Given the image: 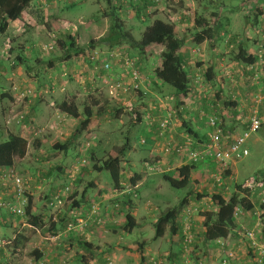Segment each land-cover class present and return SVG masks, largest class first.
Instances as JSON below:
<instances>
[{
  "label": "rangeland",
  "instance_id": "rangeland-1",
  "mask_svg": "<svg viewBox=\"0 0 264 264\" xmlns=\"http://www.w3.org/2000/svg\"><path fill=\"white\" fill-rule=\"evenodd\" d=\"M36 1L31 0V5H36ZM115 1L112 0L109 4L106 0H75L71 1L70 5L73 4L72 6L66 1L65 6L68 12L65 11V15L70 16L73 12L72 18L67 23L68 28L78 34L81 31L87 33V37H83L87 38V43L97 40L94 37L95 34L102 32H106V38L112 27L113 19L105 18V15L111 13L113 16H117L116 10L120 7V4ZM181 1L180 9L173 0H166L165 11L167 12H164V16L167 15V23L176 25L181 36H188L194 31L195 18L202 16L209 20L213 13H217L221 27L225 28V31L233 32L234 34V43L228 44L229 46L232 45V49L227 47L226 59L223 60L221 66L218 65V68L216 65V68L210 67L212 64L210 60L211 52L209 54L210 43H206L205 48H200V45L188 44L181 50L186 62V70L191 75V93L184 100L182 98L178 99L171 87L156 82L154 71L160 64L162 48H153L148 52L149 54L141 56L137 49H132L125 43L117 46L115 50L106 52H103L101 50L102 45H99L94 49L99 53L96 61L91 60V54L94 50L87 51L86 55H79L83 66H87V61L92 64L93 72H103H100V76H103V78H101V83L95 88V91H100V96L107 101V109H110L114 114L117 111H125L121 120H117L114 116L113 119H110L112 120L111 123L101 127L99 130L100 134L97 135L100 138L99 141L94 139L93 136L84 134L78 136L76 133L73 134L71 140H65L63 136H55L48 130H40L38 127L42 126V120L38 121L39 118L37 123L29 121L30 112L28 107L32 105L33 101L38 102L39 98L37 95H41L36 81L39 82V79L45 78L51 68H42L35 72L26 64L25 66L29 67L27 68L28 78L33 82H31L32 84L21 85L19 76H23L24 83L28 82L25 80L26 77L21 69H18L19 65L14 66L13 60L16 55L24 53H21L19 49L28 47V43H26L28 36L33 38V43L37 42V39L29 30L20 37L15 34L16 32L12 28L8 29L5 34H0V100L6 103V109L9 112L7 114L1 113L2 106L0 104V143L7 140L9 131L23 136L27 140L25 156L17 159L11 169L21 179L25 180L27 187L25 198L27 199V196L31 197L32 207L37 206V213L43 223L41 225L43 232L48 231L51 222L58 223L60 220H65L67 213H76L79 210L88 209V206L79 209L81 206L77 208L74 205V203L81 201L80 195L84 189L88 190V197L92 195V198H94L91 200L92 202H89V205L98 203L101 213L99 195L106 191L107 194L109 192L112 193L113 186L109 174L106 171L98 173L93 169V166L100 165L112 146L123 145L128 141L130 147H132L131 145H134V147L125 154L126 158H123L121 163L123 184H121V189L118 192L124 193L121 195L123 199L117 196L111 200L108 207L112 211L109 215L110 220L104 219V214H101L103 217L102 224L87 228L86 234L80 236L84 239L82 241L89 244L95 252L98 249H102L105 244L107 246L119 244V250L111 254L113 256L116 255L120 260L127 261L128 264H137L138 262V264H181V260H183V264H210V255L209 253L207 254V245L202 236L203 229L201 226L203 220H201V214L206 211H214L215 208L208 199L197 201L195 196L197 194L221 193L228 199L232 193L238 192L237 186L243 185L247 179L255 174L264 173V134L262 135L261 131L260 134H253L249 138L247 142V148L250 152L249 157L232 165L230 169L222 170L215 162L207 159L194 163L195 169L192 171L188 186L179 190L171 188L163 180V176L175 177L177 169L185 165L187 163L186 160H184V164H181V158L178 155L175 153H164V147L161 145L155 150L152 148V144L169 143L171 146H183L186 151L195 150L200 141L193 142L198 140L187 134L186 129L181 127V121L185 122L193 132L205 135V139L211 132V127L208 124L211 116L218 117L225 128H230L236 123L234 113L238 108L240 109V105L248 104L250 107L251 104L253 105L252 97L256 95L264 96V62L259 61L253 70H248L247 66L234 60L239 48L236 41L245 39V36L241 33L244 31L247 21L252 22L258 11L264 13V0H211L213 1L212 3H209L210 0ZM157 3L154 2V4ZM179 10H181L180 21L177 18L179 15L176 14ZM151 16L152 12L147 14L146 4H144L142 8L139 7L136 18L129 19L127 17L120 23H122L125 32L131 33L135 40H139L144 29L154 21ZM182 16L186 17V21H182ZM82 18H87L88 20H82ZM185 29L186 32L184 34ZM253 32V35L257 34V36L252 38L246 36L248 37L247 41L257 45L258 49L260 46L264 48V35H258L264 34V28L261 26V29H255ZM16 36L18 37L16 38ZM216 39L217 41H224L226 38L223 39L221 36H216ZM81 42L83 43L82 38L79 44ZM84 46L80 47L86 48ZM258 49H256V53H258ZM11 50L12 52H9ZM41 51H46L49 57L56 54L62 58L65 56L63 49L58 47L57 41L56 44L53 42L50 46H45V49L42 48ZM112 52L117 55L116 58H110L109 54ZM122 58H128L134 62V69H136L140 77L138 92L137 90H130L127 94H122L120 89L115 87L118 83H129L128 70L124 67ZM105 63L110 64L109 70L104 68ZM209 69L212 71V80L207 77ZM116 71L117 73H115ZM69 78L70 81H73L71 76ZM42 83L45 82L42 80ZM95 94L98 95L97 92ZM132 101L133 109L124 107L125 103H131ZM179 101H182V106ZM84 104L86 102H81L80 109ZM226 104H234V106H227ZM105 109L102 108L98 111L100 115L104 116ZM136 111L141 115L139 123L134 121ZM247 112H244L245 115L249 114ZM259 112L260 116H264L263 111L260 110ZM65 119L61 122L65 123ZM163 119L168 120L165 140L162 138L163 135L162 137L159 136L160 138L157 137L158 131L155 129L156 125L157 128L159 127V123ZM17 125H25L26 127L19 131L15 128ZM234 127L237 129L236 126ZM233 131L235 132V130L231 132ZM181 139L184 141L181 142ZM55 143L68 145L69 149L56 152L52 149V145ZM87 143H91V146H86ZM93 143H95V146ZM82 150L85 152H82ZM150 150L153 151L152 155L154 156H152V160L148 164L144 165L145 162L142 159ZM161 150L164 156H162ZM161 159H165L163 166L160 165ZM81 160L85 161L82 165ZM128 160L131 161L132 167L128 165ZM134 175H139L140 180L136 181V184L132 186L130 180L134 178ZM215 177L220 178V186L215 182ZM89 185H92V187ZM8 187L10 185L3 186L0 183V191L3 190L5 194L9 195ZM65 187H69L70 192L67 196L61 198V206L58 207L55 204L50 207L49 203ZM191 194L193 195L192 197ZM184 199L186 201L194 200V205L193 208L183 212L182 208H186L187 204L180 205V203ZM4 201L7 202V200ZM6 202L4 203L5 205L9 204ZM10 204L14 208L18 207L14 202ZM121 204L124 206H120ZM126 206L128 211L124 210ZM25 207L23 208L24 211ZM171 208L178 209L176 224L178 226L181 220L180 235L182 237V245L181 240H178L176 235L171 234L168 228H166L165 235L162 238L152 239L155 230L154 225L158 216ZM243 209L246 214L239 217L240 223L244 222V217H246L248 211V209ZM132 210L137 213L136 220H134L137 226L131 232H128L125 229L126 214L128 213L129 215ZM7 211L9 212L7 207H0V223L3 218L11 219L13 217L12 220L19 219L22 220V224H26L28 219L25 215L17 216L12 213L8 215ZM180 215L181 219L179 218ZM71 218L72 215L70 217L67 216L66 222L72 221ZM235 224L233 241L238 243L239 237L236 231L239 224ZM185 225H190L192 237L191 244L187 246V252L184 251L185 243L183 242ZM254 226L246 227L253 228ZM103 227L110 230L107 231L110 232V240L102 238L100 239L101 242L94 240L93 236L98 235L95 232H98ZM65 228L66 225L62 233L65 232ZM261 228L260 231H263L264 218ZM175 230L177 231L178 229ZM71 233L62 235L59 233L60 236L56 233L57 235L53 234L54 236L50 240L43 239V241L50 244L60 242L59 245L63 247L64 254H69L75 249L76 251L81 249V246L75 244H73V247H68L73 241L68 240ZM99 234L100 236L102 235L101 233ZM2 236L3 228L0 236V248L10 246L12 240L4 239ZM39 236L42 238L46 237L44 234ZM7 242H10V244H7ZM140 252L143 257L141 262ZM79 253L77 252V254ZM107 257L111 258L112 256L108 255ZM29 258L34 260L32 257ZM221 259L220 257L219 263H221ZM236 259L233 260L235 261ZM216 261L214 258L211 263ZM0 263H3V260ZM86 263L89 264V261ZM106 263L109 262L106 261Z\"/></svg>",
  "mask_w": 264,
  "mask_h": 264
},
{
  "label": "crops",
  "instance_id": "crops-1",
  "mask_svg": "<svg viewBox=\"0 0 264 264\" xmlns=\"http://www.w3.org/2000/svg\"><path fill=\"white\" fill-rule=\"evenodd\" d=\"M66 1H68L70 5L71 1H75V0H37L36 5L34 6H32L30 3L29 8L27 9V18L25 20V23L21 24L18 21L9 23L8 29L12 28L16 32L15 34L19 35V37L23 36V34L27 33V30H29V32L33 33V35H35L37 39V42L33 43L32 42L33 38L31 36H28L27 42L25 41L26 43H28V47L27 48L23 47V49H19V51L24 52L20 56L22 60L17 61L16 57L18 55H16L13 60V64L15 63L14 66L19 65L18 69H21L24 76L28 78L29 75L27 74V68L29 67H26L25 66L26 64L30 66V68L33 71L36 72L38 69L49 68V62L52 63L50 72L49 73L47 72V75L45 76V78L42 79L43 82L45 83H42V80L40 79H39V82L36 81V83L39 85L38 90L41 95H37V97L39 98L38 102L33 101L32 105L28 107L29 112H30V119H29L30 122L32 121L33 123L34 122L37 123V119L39 118L38 121L42 120V126L38 127L40 128V130L41 129L48 130L49 132L55 134V136H59V135L63 136L65 140L67 139L71 140L73 137V134L76 133L78 136H82V134L86 136L88 135L93 136L94 139L99 141L100 138L97 135L100 134L99 130L101 129V127H104V125H106L107 123H111L112 120L110 119H113L114 116L117 118V120H121L124 114L123 112H125V111L123 112L121 111V112H116L114 114L110 109H107L106 107L108 106L107 101L102 96H100L101 95L100 91L98 90L95 91V88L98 87L99 84L101 83L100 81L101 78H103V76H100V72L101 73L103 72L102 71L93 72L92 64L88 63L87 61H86L87 66L86 65L83 66L80 56H76L70 60L65 61L64 57L62 58L61 56H58L56 53H55L56 55H53V56L50 55L49 57L46 51L45 52L41 51L42 48L45 49V46L47 45L50 46L53 42L57 40L63 41L65 37L67 36H72L76 40V46L78 48H82L80 46H83V45H85L84 47L88 45L87 43L88 40H86L87 38H83V37H87V33H83V31H81L78 34L77 32H73L70 28H68L67 23H69V19L72 18L73 12L72 14H70V16L65 15L64 12L65 11L68 12L67 7L65 6ZM111 1L112 0H108V3L110 4ZM115 2L116 3L119 2L120 4V7H118V9L116 10L117 16H115L120 21L124 20L127 17L129 19L134 18V17L136 18V13H138L139 7L142 8V6L146 4L147 14H150L152 12L151 19H154V20L160 19L167 23L166 21L167 15L164 16V12H167L165 11L166 4H167L166 0H157L158 2L157 4H154L151 1L150 2L152 4L148 3L147 0H116ZM173 2H175V4H177L178 7L181 9V5H182L181 0H173ZM210 2L212 3L213 1L210 0L209 3ZM176 14L179 15L177 18H179V21H180L181 20V10H179V12ZM105 18H109L108 14L105 15ZM82 20H88V19L82 18ZM255 20L256 18L252 22L247 21L244 31L243 33H241L245 36V39L243 38V39H240L239 41H236V44L239 47H244L245 50H247L248 52L254 55L256 54V49H258V47L257 45H254V43H250L251 41L248 42L247 38L248 37L252 38L254 36H257V34L253 35L254 34L253 31L255 29H261V26L264 28V13L258 18L257 21ZM182 21H186V17L182 16ZM185 32H186V29L184 31V34ZM105 34L106 32H102L97 35L95 34L94 37L96 39H100V38L103 39L105 37ZM233 35H234L233 32L225 31V28L223 29L221 27L220 30L218 31V36L219 37L221 36V38L223 39L226 38L224 41H217L216 37H214L212 41L204 42L202 45H200V48H205V44L210 43L209 54L211 52L210 54L211 55L210 60L212 62L210 66L211 68L215 67V65L217 66V68H218V65L219 66L222 65L223 60L226 59L225 53L226 54L228 53L227 47L232 49L231 48L232 45L229 46L228 44H231L230 41L233 40ZM240 35H237V36H240ZM258 35H264V34L261 33ZM17 37L18 36H16V38ZM81 38L83 39V43L81 42L82 45L79 44V41L81 40ZM219 43H221V45H219ZM65 48L67 49V47ZM65 48L63 49V52L64 50H66ZM115 49H117V46L103 44L101 50L103 52H106V51H112ZM201 51H203V49H201ZM262 62H264V60H262ZM257 65H258V62L256 66ZM115 73H117V71ZM68 76L69 77L71 76V79H73V81H70V78ZM26 78L25 80L28 83H24L23 76H19V79H20L19 83L23 85V84H30L31 82H33L31 79L29 78L26 79ZM95 92H97L98 95H96ZM104 93H105V90H104ZM62 102L74 103L76 105L80 113L79 120H74L68 117L66 114L59 111L58 106ZM81 102H86V104H84L80 109L79 106L81 105ZM132 103L133 101L131 103H125L124 107L125 108L130 107V109H133L134 107L132 106ZM0 104L2 106L1 113L3 114L9 113L8 110L6 109L7 105L6 103L3 102V100H0ZM54 107H57V108H54ZM252 107H253L252 104L250 105V107L248 104L240 105V109L238 108L236 112L234 113L236 123L230 128H226V129H229L230 131L235 130V132L234 131L232 132L233 134H239L241 131H244L247 127V125L244 123L245 122L244 118L247 115H249V114L245 115L244 112L251 111ZM85 108H90L93 112V117L91 118V125L86 131L78 134L77 133L78 124H79V121L84 120V118L81 115H82L83 109ZM102 108H106L104 116L100 115V112H98ZM260 110L264 112V106H261L259 108V111ZM261 117L264 119V116H261ZM64 118H66L65 123H62L61 121ZM182 122L183 121H181V123ZM234 126H236L237 129H235ZM25 127H26L25 125H22V126L17 125L15 128L19 131H22ZM155 129L156 131H158V135L156 134L157 137L161 136L160 131L157 128V125ZM9 133H13V132L9 131ZM166 133H167V129L165 130L163 137L161 136L164 140L166 139L165 138ZM261 134L262 135L264 134V130L261 132ZM204 136L205 135H200L199 133L194 132L193 139H196L198 141H193V142L204 141L205 140ZM183 141L184 140L181 139V142ZM93 144L95 146V143ZM166 144L167 143L165 144L164 143H153L152 148L156 150L160 145L164 147ZM86 146H91V143H87ZM119 146L121 145L119 144ZM131 146L134 147V145H131ZM162 150H161V154H162ZM82 152H85V151L82 150ZM152 152L153 151L151 150L150 152L148 151V154L142 159L145 162L144 165L148 164V162L152 160V156H154L152 155ZM162 156L164 155L162 154ZM124 158H126V156ZM161 160L162 162L160 165L163 166L162 164H165L164 162L165 159H161ZM127 162H129L128 165L132 167L131 161L128 160ZM259 175H264V173L261 172V174ZM8 188H9V195L5 194V191L3 190L0 191V204L6 202V201L3 202V200H7L6 203L14 202L12 189L11 187H8ZM111 192L112 193L109 192L107 194V191H106L105 193H102L99 195V200H100L101 208H102L101 214H104V219H108V221L110 220L109 215L112 212L111 209L110 210L108 209L111 203V200L115 199V197L117 196H120L121 199H123L121 195L124 194L123 192L119 193L118 191L116 192L114 190ZM192 194H191V197L193 196ZM252 194L253 195L251 197V200L254 203L255 207L253 206V209L251 211L250 210L247 211V215L246 217H244V222H242L244 225L249 226V227H252L253 225L256 224V219H257L255 215L256 210L263 212L262 219L264 218V205L260 207L262 191L257 190V191H254ZM86 197H88V195ZM93 199L94 198H92V195L89 196L88 201L85 204L83 203L80 204L81 207L79 209L85 208V206L89 205V202ZM195 199L197 200L196 196H195ZM204 199L205 198H202L201 200H204ZM193 201L194 200L186 201L185 202V204H187L186 208H182V211L184 212L187 209L193 208V205H194ZM120 206H124V205L121 204ZM124 210L128 211L127 206H126V209ZM37 212H38L37 206L31 207V214L39 218V215ZM251 212H253L252 214L254 215H252ZM76 213L75 212L67 213L65 216V220H60V222L56 223L53 226H50L48 231L46 230L44 232L41 229L42 222L40 221V218L38 221L39 226H32V224L28 221H26V224H22L21 223L22 220H19V219L12 220L13 217L11 219L3 218L0 223V236L2 234V228H3L2 238L7 239V240H12V244L10 246L0 248V261L3 260V263H0V264H62V263L63 264H87L86 263L87 261H89V264H113V263L128 264L127 261L120 260V258H118L116 255L113 256L111 254L119 250L118 248L119 244H116L115 246L111 244L107 246L105 244L104 246H102V249H98L96 250V252L93 250L92 247L90 248V247H85L81 245L80 243H86L85 241H82L84 239H82L80 236H82V234H86L87 228L82 229V230H76L69 235L68 240L70 241L73 240V241H71L72 244H69L68 247H73L74 246L73 244L77 246H81L80 247L81 249H78L77 251L75 249L74 251H71L69 254H64V250L62 249L63 247H60L61 245H59L60 242L58 243L53 242L50 244L46 241H43V239L50 240L51 237L54 236L56 233L58 235L59 233L60 235L65 234V233H62L63 229L66 223L68 224V222H71V221L66 222L67 216L70 217L72 215L71 219L73 222V218H75L74 216L76 215ZM9 214L11 215L10 211L8 212V215ZM126 215H128V213ZM129 215L134 220H136V216H137L136 211L134 210L130 211ZM81 216L82 215H80V217ZM26 218L28 219L27 216ZM179 218L181 219V215ZM201 220H203L202 216H201ZM235 223H237V221ZM235 223H234V227L236 228ZM238 223L242 224L240 223L239 220H238ZM135 226H137L136 222H135ZM176 228L178 230L177 231L175 230V233L173 234L178 237V240H181V245H182V237L180 235L181 234V220ZM179 228H180V232H179ZM201 228L203 229V226H201ZM99 231L95 232V233H98V235L93 236L94 240L100 241L101 238L104 240H110L109 239L110 232H107L110 230L103 227ZM50 233H52V235H50ZM99 233H101L102 235L100 236ZM203 233L204 231L202 232V236H203ZM233 233L234 231L232 229L231 233L226 238H220L214 241H204L206 242V245H207L206 248L208 249L207 254L209 253L210 255V264H220L219 258L225 257L226 254L229 252H232L234 254L235 259L237 257V259L234 262H231L229 264H255L253 255H252V252L250 250L248 243L243 239L241 240L240 238L238 239V243H235L233 241L235 237ZM41 234L46 235V237L45 238L40 237L39 235ZM258 240L264 243V229L263 231H260L258 233ZM7 244H10V242H7ZM219 244L226 246V247L220 248ZM77 252H80V253L77 254ZM108 255H111L112 257L108 258L107 257ZM29 257H32L34 260H32ZM214 258H215V261L216 260L218 261L211 263V261ZM142 259L143 257L140 258V262ZM106 261L109 263H106ZM137 261L138 259L136 260V263ZM181 264H183V260H181Z\"/></svg>",
  "mask_w": 264,
  "mask_h": 264
},
{
  "label": "trees",
  "instance_id": "trees-1",
  "mask_svg": "<svg viewBox=\"0 0 264 264\" xmlns=\"http://www.w3.org/2000/svg\"><path fill=\"white\" fill-rule=\"evenodd\" d=\"M106 1L108 2V0ZM147 2L151 3L149 0H147ZM30 3L31 0H0V34H5L10 22L18 21L21 24L25 23L27 18V9L29 8ZM262 14L263 13L261 11H258L255 15V21H257ZM108 16L109 18L113 19V24L107 37L90 41L86 48H78L76 46V40L72 36L65 37L63 41L57 40V44L60 49L67 47V49L65 48L66 50H64V60L67 61L79 55H86L87 51L94 50L96 46L103 44L119 46L125 43L130 48L137 49L141 56L149 54L148 52L153 48H162L160 53V64L154 71L156 82L171 87L175 91L176 97L178 99L182 98L183 100L191 93V75L186 70V62L181 54V50L188 44L199 46L204 42L212 41L214 37L218 36V31L222 26L218 22L219 16L217 13H213L209 20L199 16L194 19L193 33L188 36H181L176 25L166 23L160 19H155L150 26L144 29L140 39L135 40L131 33L125 32L123 30L122 23H120L119 19H117L111 13H108ZM234 41L235 39L230 41V43H234ZM9 52H12V50ZM20 52L22 53L23 51ZM21 55L22 54H18L16 57L17 61L22 60V58H20ZM234 60L237 63L243 64L245 66H254L257 62H259V58L256 56V54H251L245 50L244 47L238 48V53L235 55ZM51 66L52 63L49 62V67L51 68ZM211 72L212 71L209 69L207 74L209 80H212L213 78ZM180 104L182 106V101ZM227 106H234V104H229ZM58 109L60 112L66 114L68 117L74 120H79L80 118L79 110L74 103L62 102L58 106ZM81 116L84 118V120L79 121L77 128L78 134L86 131L90 127L93 112L90 108H85L83 109ZM140 120L141 115L135 112V123H139ZM181 127L186 129L189 136H194V132L185 122L181 123ZM207 138H205V140ZM205 140L201 141L200 143L207 141ZM26 145L27 140L25 137L9 133L7 140L0 143V168H13L17 159L23 158L25 156ZM52 149L56 152H62L67 151L69 146L55 143L52 145ZM131 150L132 147H130L128 141H126V143L121 146H113L107 152L106 157L103 159L100 165L93 166V169L96 172L100 173L102 171H106L109 174V177L112 181L113 190L116 192L121 189L122 184V160L125 154ZM194 169V163H187L186 165H182L177 169V174L175 177L163 176V180L173 189H185L190 182L191 174ZM138 180H140V176L134 175V178L130 180V184L134 186ZM89 186L92 187V185ZM236 188L238 189V192L232 193L228 199L225 198L221 193L196 195L197 200L206 198L213 204L215 208L214 211H206L201 214L203 217L202 226L204 231V241H214L220 238H226L231 233L235 223V208L243 207L248 210L253 209L251 200L253 195L252 191L249 188H241V185L237 186ZM88 193L89 192L87 189L83 190L80 195L81 201L74 203L77 208L80 207V204H85L88 201V197H86ZM185 202V199L182 200L180 205L185 204ZM94 204L98 203L87 205L88 209L86 210L87 212L85 211V213H88L90 207ZM31 207V197L27 196V204L24 215L28 217L27 221L30 222L32 226H39V218L31 214ZM177 214L178 209L171 208L167 209L164 213L158 216L154 225L155 230L153 240L162 238L165 234L166 228H168V231L171 234L175 233V229H177ZM98 215L103 221L100 209ZM126 220L127 222L125 229L126 231L131 232L135 227L134 219L130 215H126ZM50 224L53 226L56 223L51 222ZM91 227H95V225H92ZM80 244L91 248V246L87 243ZM139 248L141 249L140 246ZM140 256L142 257L141 253Z\"/></svg>",
  "mask_w": 264,
  "mask_h": 264
},
{
  "label": "built area",
  "instance_id": "built-area-1",
  "mask_svg": "<svg viewBox=\"0 0 264 264\" xmlns=\"http://www.w3.org/2000/svg\"><path fill=\"white\" fill-rule=\"evenodd\" d=\"M152 3L157 2V0H150ZM251 38V37H250ZM51 49V47H50ZM98 51H93L91 54V60L96 61L98 59ZM110 58H116L117 55L112 52L109 54ZM256 56L259 58V61L264 60V48L263 46L259 47L258 53ZM124 67L128 70L129 74V83H118L115 87L119 88L122 94H127L130 90L135 91L138 89L140 77L139 73L134 69V62L128 58H122ZM95 63V62H94ZM257 64V63H256ZM254 66H247L248 70H253ZM104 68L109 70L110 64L105 63ZM253 102V107L249 111L244 120L247 125L244 131H241L239 134H233L231 131L226 130L223 126L221 120L216 116H211L208 120V124L211 127V132L208 135L207 141L204 143H198L197 149L186 151V148L183 146H171L167 143L164 146V153L170 154L175 153L181 158V164H184V160L187 163H198L204 160H210L215 162L218 167L222 170L230 169L232 165L240 162L249 157L250 152L247 148V142L253 134H258L264 130V119L260 116L259 108L264 106V96L256 95L251 98ZM168 120L163 119L159 123V131L162 136L167 129ZM85 161L81 160V165ZM186 163V164H187ZM185 164V165H186ZM215 182L218 186L221 185V180L219 177H215ZM0 183L3 186L10 185L13 193L14 203L18 205L17 208L11 206V204L1 203L0 206H5L10 211V213L17 216L24 215V207L27 204V199L25 198V193L27 191L25 180L21 179L12 169L0 168ZM249 188L252 193L254 191H262V198L260 200V207L264 205V175H254L247 179L241 188ZM70 192L69 187H65L63 191L56 195L53 200L49 203L50 207L61 206L62 197L67 196ZM255 207L254 203L252 202ZM86 210H79L73 218V222L66 224L64 233H71L76 230H82L91 227L92 225L98 226L102 224V219L99 217V207L97 204H94L90 207L88 213H85ZM251 211V210H250ZM87 212V211H86ZM79 213V214H78ZM253 212H251L252 214ZM78 214V215H77ZM246 214V211L242 208H235L234 219L237 221L240 216ZM262 214L263 212L256 210L255 215L257 217L256 224L253 228H248L246 225L239 224L237 227L236 233L238 237L242 240H245L252 252L253 259L255 264H264V243L258 240V233L262 227ZM80 215H82L80 217ZM84 215V216H83ZM254 215V214H252ZM84 218V219H83ZM77 219V220H76ZM183 242L185 243L184 251H186L187 246L191 244L192 237L190 234V225H185L183 230ZM221 248L223 245H221ZM235 256L232 252L226 254L225 257L221 259L220 264H229V262L234 261Z\"/></svg>",
  "mask_w": 264,
  "mask_h": 264
}]
</instances>
